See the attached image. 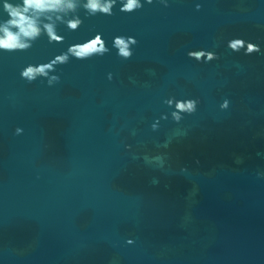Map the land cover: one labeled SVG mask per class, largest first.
<instances>
[{
  "label": "water",
  "instance_id": "obj_1",
  "mask_svg": "<svg viewBox=\"0 0 264 264\" xmlns=\"http://www.w3.org/2000/svg\"><path fill=\"white\" fill-rule=\"evenodd\" d=\"M168 5L80 10L63 43L0 52V264H264V0ZM96 34L108 54L70 59L51 87L21 79ZM121 35L138 41L127 61ZM173 97L197 111L175 123Z\"/></svg>",
  "mask_w": 264,
  "mask_h": 264
},
{
  "label": "clouds",
  "instance_id": "obj_2",
  "mask_svg": "<svg viewBox=\"0 0 264 264\" xmlns=\"http://www.w3.org/2000/svg\"><path fill=\"white\" fill-rule=\"evenodd\" d=\"M164 7H168V0H158ZM153 0H3L2 12L7 19H0V52H27L33 44L42 36L48 38V42L63 43L64 38L58 34V26L64 25L68 31L75 32L83 24L79 12L83 10L88 17L97 15L113 16V9L119 4V12L131 14L143 9L145 4L151 5ZM197 4L196 10H200ZM138 41L131 36H116L113 38L112 48L117 52L121 60H130L133 56L132 49ZM228 49L233 53L252 55L260 53L258 45L246 42L240 38H233L228 41ZM107 47L102 34H96L83 43L70 45L65 52L55 56L50 62L39 65L29 64L20 72V77L27 83L46 80L49 87L60 82V76L56 72L58 66L69 63L70 59L80 61L89 60L93 57H103L108 54ZM188 58L197 63H210L218 60L219 56L214 52L197 50L189 51ZM108 79H112L109 73ZM171 112V119L179 124L185 115H193L197 111L199 101L196 99L176 100L174 97L164 101ZM222 111L229 108V101L226 99L220 105ZM167 119V115L162 116ZM158 121L152 125L153 131L157 129ZM22 129L17 128L16 134L20 135ZM237 158V163H240ZM198 164L199 161H196ZM129 245L133 244L128 240Z\"/></svg>",
  "mask_w": 264,
  "mask_h": 264
}]
</instances>
